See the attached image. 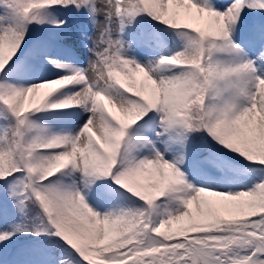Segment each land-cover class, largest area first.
I'll use <instances>...</instances> for the list:
<instances>
[{
    "label": "snow or ice",
    "instance_id": "6c2138e0",
    "mask_svg": "<svg viewBox=\"0 0 264 264\" xmlns=\"http://www.w3.org/2000/svg\"><path fill=\"white\" fill-rule=\"evenodd\" d=\"M0 264H264V0H0Z\"/></svg>",
    "mask_w": 264,
    "mask_h": 264
}]
</instances>
